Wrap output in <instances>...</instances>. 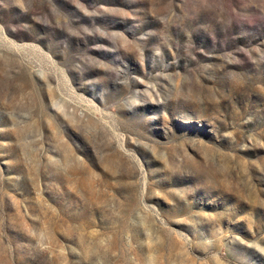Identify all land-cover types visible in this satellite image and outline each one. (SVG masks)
<instances>
[{
  "label": "rangeland",
  "instance_id": "1",
  "mask_svg": "<svg viewBox=\"0 0 264 264\" xmlns=\"http://www.w3.org/2000/svg\"><path fill=\"white\" fill-rule=\"evenodd\" d=\"M0 264H264V0H0Z\"/></svg>",
  "mask_w": 264,
  "mask_h": 264
}]
</instances>
